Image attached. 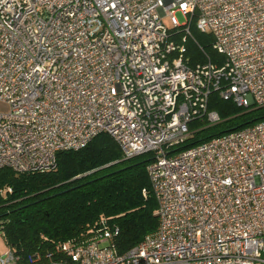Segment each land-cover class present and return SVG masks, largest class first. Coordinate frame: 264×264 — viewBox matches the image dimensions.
Returning <instances> with one entry per match:
<instances>
[{
	"label": "built area",
	"instance_id": "1",
	"mask_svg": "<svg viewBox=\"0 0 264 264\" xmlns=\"http://www.w3.org/2000/svg\"><path fill=\"white\" fill-rule=\"evenodd\" d=\"M163 18L209 33L222 64L189 67ZM212 92L264 107V0H0V169L51 171L107 134L123 159L152 154L158 206L124 254L102 223L57 256L0 264H264V121L169 154L192 121L220 122Z\"/></svg>",
	"mask_w": 264,
	"mask_h": 264
},
{
	"label": "trees",
	"instance_id": "2",
	"mask_svg": "<svg viewBox=\"0 0 264 264\" xmlns=\"http://www.w3.org/2000/svg\"><path fill=\"white\" fill-rule=\"evenodd\" d=\"M169 34L175 44L184 46L189 67L207 61L222 64L223 56L212 48V36L197 30L194 22L188 35L183 28L170 29ZM253 109L240 108L212 92L207 110L217 113L220 122L209 126L192 121L191 135L169 154L264 121V107ZM151 160L150 153L123 159L113 139L99 134L82 149L59 153L51 171L0 169V231L5 243L21 262L37 255L45 260L48 253L58 255V244L89 238L105 223L117 226L113 242L124 254L158 226L157 201L146 171Z\"/></svg>",
	"mask_w": 264,
	"mask_h": 264
},
{
	"label": "rangeland",
	"instance_id": "3",
	"mask_svg": "<svg viewBox=\"0 0 264 264\" xmlns=\"http://www.w3.org/2000/svg\"><path fill=\"white\" fill-rule=\"evenodd\" d=\"M176 18L179 22L182 21L181 17L179 14L176 15ZM163 24L170 29L171 25L169 23V20L167 18H163ZM3 107L0 105V109H2ZM9 247L7 246V244L5 243L4 237L2 232L0 231V257L4 256L5 254H7L9 252Z\"/></svg>",
	"mask_w": 264,
	"mask_h": 264
},
{
	"label": "water",
	"instance_id": "4",
	"mask_svg": "<svg viewBox=\"0 0 264 264\" xmlns=\"http://www.w3.org/2000/svg\"><path fill=\"white\" fill-rule=\"evenodd\" d=\"M259 108H261V107H259ZM259 108H254L253 111H255V110L259 109Z\"/></svg>",
	"mask_w": 264,
	"mask_h": 264
}]
</instances>
